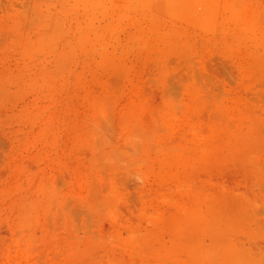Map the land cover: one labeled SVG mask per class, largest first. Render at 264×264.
I'll list each match as a JSON object with an SVG mask.
<instances>
[{
  "label": "rangeland",
  "instance_id": "rangeland-1",
  "mask_svg": "<svg viewBox=\"0 0 264 264\" xmlns=\"http://www.w3.org/2000/svg\"><path fill=\"white\" fill-rule=\"evenodd\" d=\"M0 264H264V0H0Z\"/></svg>",
  "mask_w": 264,
  "mask_h": 264
}]
</instances>
